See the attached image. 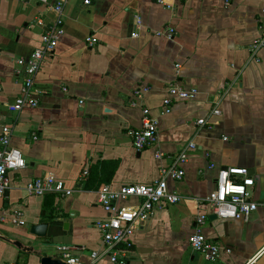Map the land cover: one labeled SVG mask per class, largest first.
Listing matches in <instances>:
<instances>
[{
	"label": "crops",
	"instance_id": "0c3cea01",
	"mask_svg": "<svg viewBox=\"0 0 264 264\" xmlns=\"http://www.w3.org/2000/svg\"><path fill=\"white\" fill-rule=\"evenodd\" d=\"M85 1L66 5L65 35L36 77L39 106L15 114L6 105L22 94L17 61L41 46L56 0H0V131L12 127L11 145L27 161L10 173L11 189L0 197L6 219L0 234L42 253H24L0 239V264L63 260L60 246L88 264L91 252L106 248L96 228L109 217L97 202L99 188L154 184L160 169L182 154L185 177L168 182L182 201L164 204L132 236L129 264H264V251L258 254L264 247V49L251 51L264 33V0H230L229 6L225 0ZM169 29L171 38L163 34ZM88 37L97 44L90 46ZM173 84L199 94L174 100L163 115ZM144 88L150 91L139 99L135 93ZM216 101L220 116L212 115ZM145 108L159 122L158 142L138 151L128 131L141 127ZM201 119L205 126H198ZM228 167L246 168L254 180L250 192L259 208L247 220H213L202 201ZM51 175L73 194H28L31 181ZM18 213L25 226L11 222ZM201 215L206 238L231 250L215 262L190 244ZM42 223L49 224L47 237L31 236L28 227ZM98 264L111 262L102 256Z\"/></svg>",
	"mask_w": 264,
	"mask_h": 264
},
{
	"label": "built area",
	"instance_id": "2783aa9c",
	"mask_svg": "<svg viewBox=\"0 0 264 264\" xmlns=\"http://www.w3.org/2000/svg\"><path fill=\"white\" fill-rule=\"evenodd\" d=\"M47 3L48 0H37ZM69 0H56L53 6L54 20L50 27L46 29L41 38V46L33 51L28 57L20 58L18 66L24 76L22 94L16 98L15 102L7 104V108L12 113H20L24 109H34L39 106L42 91L37 87L36 77L47 57L53 56L61 39L65 35V8ZM86 5L90 0L85 1ZM227 6L230 0H225ZM37 24L44 26L42 19L36 20ZM137 23L142 24L141 19L137 18ZM174 30L169 29L164 35L172 37ZM86 42L90 46L97 44L95 37H88ZM264 49V33L261 38L254 41L251 51L256 55ZM149 88L137 90L135 95L142 99L144 94L149 92ZM169 95L164 99L163 115L172 112L174 100H193L197 98L199 91L197 88L184 89L173 84L169 87ZM220 98V97H219ZM218 98V99H219ZM136 105V103H133ZM219 102L216 101L213 109V116H220L218 108ZM202 127L207 124V120L201 119L197 122ZM159 122L153 118L150 111L143 110L142 125L136 129H130L128 135L132 139L134 147L142 151L154 146L158 142ZM13 130L11 126H4L0 131V197L6 195L11 189L10 173L19 172L27 167V161L23 153L12 147ZM225 140H227L225 138ZM190 149H195L196 144L191 143ZM162 153H157L156 158L161 160ZM186 161L185 154L177 158L174 164L160 169L158 180L151 185H128L119 189H114L110 185H103L97 191V202L109 217L105 220L96 222V228L101 232L105 244L104 253L98 251L91 252V261L88 264H98L102 256H107L111 264H129L128 251L132 248V236L143 228L144 224L160 210L164 204H178L182 201L179 194L171 192L168 182L181 181L185 177V171L179 164ZM88 171L84 172V176ZM254 187V180L249 176L246 168L228 167L221 169L218 173L215 189L202 200L211 208L212 213L221 220H247L250 215L256 212L259 205L252 201L250 189ZM26 190L31 196L43 197L49 194L59 196H71L73 190L67 188L64 182L57 180L54 176H46L31 181ZM130 199L138 200L136 206H124L122 203ZM206 216L201 215L197 218L196 232L190 238L191 247L203 254L205 259L210 262L218 260L223 252L231 253L219 243L209 241L202 229L206 223ZM5 222L4 217L0 218ZM11 222L19 226H25L26 222L21 213L15 214ZM58 250L66 264H84L78 257L72 254L70 246H60ZM264 251V247L258 254ZM257 257V256H255Z\"/></svg>",
	"mask_w": 264,
	"mask_h": 264
},
{
	"label": "water",
	"instance_id": "95a60500",
	"mask_svg": "<svg viewBox=\"0 0 264 264\" xmlns=\"http://www.w3.org/2000/svg\"><path fill=\"white\" fill-rule=\"evenodd\" d=\"M212 219L216 220L218 219V217L214 215ZM48 229H49V224L42 223V224L30 225L27 230L31 236H34L39 239H44L47 237ZM0 239L9 242L13 246H15L18 250L24 253L35 254L37 256L42 255V253L39 251H36L34 247L27 246L19 240H10L1 234H0ZM41 264H66V262L61 259H53L51 257H42Z\"/></svg>",
	"mask_w": 264,
	"mask_h": 264
}]
</instances>
